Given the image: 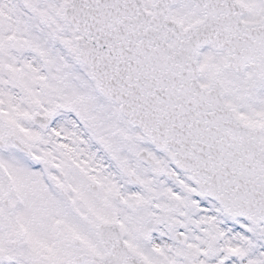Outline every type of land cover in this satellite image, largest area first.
I'll return each instance as SVG.
<instances>
[{"label": "snow or ice", "instance_id": "snow-or-ice-1", "mask_svg": "<svg viewBox=\"0 0 264 264\" xmlns=\"http://www.w3.org/2000/svg\"><path fill=\"white\" fill-rule=\"evenodd\" d=\"M0 264H264V0H0Z\"/></svg>", "mask_w": 264, "mask_h": 264}]
</instances>
